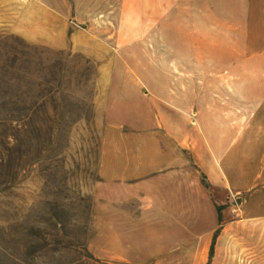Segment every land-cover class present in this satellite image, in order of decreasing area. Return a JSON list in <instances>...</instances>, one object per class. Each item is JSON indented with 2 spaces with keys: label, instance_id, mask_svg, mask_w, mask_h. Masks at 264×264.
Wrapping results in <instances>:
<instances>
[{
  "label": "rangeland",
  "instance_id": "374dc122",
  "mask_svg": "<svg viewBox=\"0 0 264 264\" xmlns=\"http://www.w3.org/2000/svg\"><path fill=\"white\" fill-rule=\"evenodd\" d=\"M195 2L69 0L64 50L0 33V264L207 261L202 250L191 248L195 234L155 232V219L109 218L101 208L98 174L108 125L130 131L137 121L154 119L150 52L156 46L163 60L165 35L175 40L169 44H179L182 10L194 13ZM76 33L88 53L74 51L70 39ZM106 67L111 72L102 82ZM214 197L225 206L223 226L247 224L243 201ZM187 241L188 249L179 247Z\"/></svg>",
  "mask_w": 264,
  "mask_h": 264
},
{
  "label": "crops",
  "instance_id": "0c3cea01",
  "mask_svg": "<svg viewBox=\"0 0 264 264\" xmlns=\"http://www.w3.org/2000/svg\"><path fill=\"white\" fill-rule=\"evenodd\" d=\"M192 8L182 10L179 44L165 35L163 60L156 46L150 52L154 119L104 129L101 208L109 218L155 219L158 233L195 234L191 248L208 264L219 228L214 195L243 201L247 224L222 226L211 264H264V0H196ZM69 16V0H0V33L64 50ZM81 38L72 35L74 51L88 53ZM110 72L100 71L102 82Z\"/></svg>",
  "mask_w": 264,
  "mask_h": 264
},
{
  "label": "trees",
  "instance_id": "16d2710c",
  "mask_svg": "<svg viewBox=\"0 0 264 264\" xmlns=\"http://www.w3.org/2000/svg\"><path fill=\"white\" fill-rule=\"evenodd\" d=\"M203 182L204 185L206 186V188H208V185L206 184V180L205 178H203ZM225 210V206H216V211H217V216H218V230L216 231L213 241H212V245L210 248V253H209V262L211 261V259L213 258L214 255V248H215V244H216V239L220 233V230L223 226V211Z\"/></svg>",
  "mask_w": 264,
  "mask_h": 264
}]
</instances>
